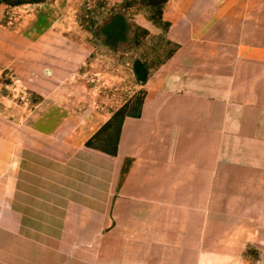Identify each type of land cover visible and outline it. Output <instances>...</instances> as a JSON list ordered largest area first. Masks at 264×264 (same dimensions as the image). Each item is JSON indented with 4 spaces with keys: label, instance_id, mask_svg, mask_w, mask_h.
Here are the masks:
<instances>
[{
    "label": "crops",
    "instance_id": "1",
    "mask_svg": "<svg viewBox=\"0 0 264 264\" xmlns=\"http://www.w3.org/2000/svg\"><path fill=\"white\" fill-rule=\"evenodd\" d=\"M162 20L177 51L115 158L85 150L109 114L59 109L68 163L0 208V264H264V0H167Z\"/></svg>",
    "mask_w": 264,
    "mask_h": 264
},
{
    "label": "rangeland",
    "instance_id": "2",
    "mask_svg": "<svg viewBox=\"0 0 264 264\" xmlns=\"http://www.w3.org/2000/svg\"><path fill=\"white\" fill-rule=\"evenodd\" d=\"M163 2L0 0L1 209L53 175L55 164L68 163L59 158V140L46 137L59 133V109L109 114L85 150L115 158L123 120L140 115L147 80L177 51L167 38ZM136 63L146 79L137 78ZM214 145L208 142V182L215 181ZM215 192L208 190L209 200Z\"/></svg>",
    "mask_w": 264,
    "mask_h": 264
},
{
    "label": "trees",
    "instance_id": "3",
    "mask_svg": "<svg viewBox=\"0 0 264 264\" xmlns=\"http://www.w3.org/2000/svg\"><path fill=\"white\" fill-rule=\"evenodd\" d=\"M164 2H166V0H164ZM164 2H163V3H164ZM116 19L122 20V21L125 23V20L123 19L122 16H117ZM115 21H116V20H115ZM118 22H119V21H118ZM123 22H122V23H123ZM121 30H122V29H120L119 32H120ZM138 68L140 69V68H141V65H140L139 63H136V64H135V73H136L137 78H139L140 80H144V79H146V75H145V74H143V75L139 74V70H138Z\"/></svg>",
    "mask_w": 264,
    "mask_h": 264
}]
</instances>
